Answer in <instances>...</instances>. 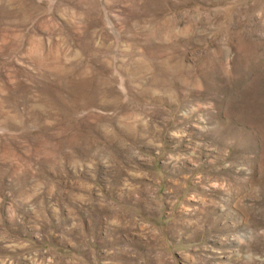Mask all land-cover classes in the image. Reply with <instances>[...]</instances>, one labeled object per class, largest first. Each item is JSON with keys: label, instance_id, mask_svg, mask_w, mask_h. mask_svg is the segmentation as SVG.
<instances>
[{"label": "rangeland", "instance_id": "374dc122", "mask_svg": "<svg viewBox=\"0 0 264 264\" xmlns=\"http://www.w3.org/2000/svg\"><path fill=\"white\" fill-rule=\"evenodd\" d=\"M0 264H264V0H0Z\"/></svg>", "mask_w": 264, "mask_h": 264}]
</instances>
